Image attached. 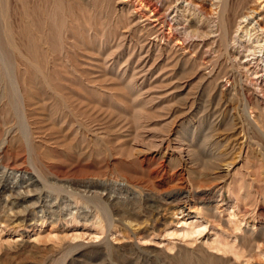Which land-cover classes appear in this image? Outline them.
Here are the masks:
<instances>
[{
    "label": "rangeland",
    "instance_id": "rangeland-1",
    "mask_svg": "<svg viewBox=\"0 0 264 264\" xmlns=\"http://www.w3.org/2000/svg\"><path fill=\"white\" fill-rule=\"evenodd\" d=\"M118 1L0 0V264H264V2Z\"/></svg>",
    "mask_w": 264,
    "mask_h": 264
},
{
    "label": "bare ground",
    "instance_id": "bare-ground-1",
    "mask_svg": "<svg viewBox=\"0 0 264 264\" xmlns=\"http://www.w3.org/2000/svg\"><path fill=\"white\" fill-rule=\"evenodd\" d=\"M161 1V0H160ZM220 4L218 6V10H219V16L217 21L213 24H215L216 26V29L218 32H221L222 29H224V21H225V13L229 12L227 11L226 12V7L224 4H222V2H224L223 0L220 1V0H217ZM258 4H260L261 2L263 3L264 0H257L256 1ZM157 3V2H156ZM156 3H154L152 0H119L118 1V4L117 5H120V6H124V7H127L130 11H131V15H130V19H131V22L134 23L135 25H139L143 30V32H146L147 36L149 37V39L147 40V45L149 46L148 48H151L152 46L156 45V44H165L166 46L169 45L171 47L172 50L174 51H182L183 53H186L187 52V48L184 47V42H182L179 37L175 36L173 33H172V29L174 28H171V25L168 23L167 21V18H166V14L167 12L172 8L169 3L167 1H164V2H161L160 5H156ZM228 3V2H227ZM175 5V4H174ZM229 6V5H228ZM262 6V5H261ZM117 7V6H116ZM264 7V5L262 6ZM123 9V8H122ZM126 10V9H124ZM228 15V14H227ZM228 17V16H227ZM247 17L245 16V19ZM187 19V18H186ZM242 19V18H241ZM184 20H185V17H184ZM216 20V19H215ZM214 20V21H215ZM199 24V22H198ZM202 24V23H201ZM226 24V23H225ZM197 25V24H196ZM195 25V26H196ZM176 26V25H175ZM199 28V26H197ZM226 27V26H225ZM131 29V27H130ZM176 29V28H175ZM197 29V28H196ZM126 30V29H125ZM123 30V31H125ZM200 30V28H199ZM227 30V29H225ZM224 30V32L226 33V31ZM121 31V32H123ZM198 32V29L196 30ZM223 31V30H222ZM120 32V33H121ZM132 32V31H131ZM201 32V31H199ZM213 32V31H212ZM223 32V33H224ZM228 32V31H227ZM204 33V32H203ZM138 34V33H137ZM197 34V33H196ZM215 34V33H214ZM219 34H222V33H219ZM132 35V34H130ZM205 35V33H204ZM207 35V34H206ZM209 35V34H208ZM218 35V34H217ZM125 36V35H124ZM186 37V36H185ZM201 37V36H199ZM145 38V37H144ZM126 39V38H125ZM8 40V39H7ZM139 40V39H138ZM143 40V39H142ZM129 41V40H128ZM137 41V40H136ZM185 41V40H184ZM143 42V41H142ZM141 42V43H142ZM190 44V43H188ZM141 45V44H140ZM193 45V43H192ZM145 46V45H144ZM157 46V45H156ZM200 46V45H199ZM161 47V46H160ZM140 49V48H139ZM164 49V48H163ZM141 50V49H140ZM139 50V51H140ZM148 50V49H146ZM168 50V49H167ZM198 50V49H197ZM196 50V51H197ZM208 50V49H207ZM169 51V50H168ZM167 51V52H168ZM147 52V51H146ZM153 52V51H152ZM155 52V51H154ZM178 52V53H180ZM204 52V51H203ZM201 54V53H200ZM161 55V54H160ZM171 55V54H170ZM173 55V54H172ZM175 55V54H174ZM181 55V54H180ZM190 55V54H189ZM204 55V54H203ZM222 55V54H221ZM179 56V55H177ZM149 57V56H148ZM202 57V56H201ZM183 58V57H182ZM221 58V57H220ZM149 59V58H148ZM170 59V57H169ZM185 59H188V58H185ZM184 59V60H185ZM193 59V58H192ZM204 58H202L203 60ZM158 60V59H157ZM180 60V59H179ZM199 60V59H198ZM146 61V60H145ZM171 61V60H170ZM177 61V60H176ZM189 61V60H188ZM193 61V60H191ZM157 62V61H156ZM155 62V63H156ZM187 62V61H186ZM154 63V65H155ZM168 63V62H167ZM176 63V62H175ZM180 63V62H179ZM188 63V62H187ZM190 63V62H189ZM207 63V62H206ZM218 63V61L216 62ZM160 64V63H159ZM162 64H164V62H162ZM177 64V63H176ZM182 64V62H181ZM208 64V63H207ZM210 64V62H209ZM146 65V64H145ZM171 65V63H170ZM201 65V64H200ZM212 62H211V66H212ZM219 65V64H218ZM162 66V65H161ZM172 66V65H171ZM214 66H216V64L214 63ZM168 67V66H167ZM174 67V66H173ZM207 67V65L205 66ZM171 68V67H169ZM204 68V67H203ZM232 68V67H231ZM168 69V68H167ZM173 70V68H171ZM147 70V69H146ZM201 70V69H200ZM206 70V69H204ZM219 70V69H218ZM209 71V70H208ZM215 74L217 73L216 71L217 70H212ZM170 72V71H169ZM173 72V71H171ZM211 72V73H213ZM208 73V72H207ZM206 73V74H207ZM210 73V74H211ZM205 74V75H206ZM214 74V75H215ZM173 75V74H172ZM204 75V76H205ZM209 75V74H208ZM207 76V75H206ZM219 76V75H218ZM227 77V76H226ZM229 77V76H228ZM222 80V79H221ZM185 81V80H184ZM211 81V79H210ZM178 82V81H177ZM181 82V81H179ZM178 82V83H179ZM219 82V81H218ZM224 82V81H223ZM176 83V82H175ZM222 83V82H221ZM183 84V82H182ZM219 84V83H218ZM217 84V85H218ZM222 85V84H221ZM186 86H183L182 88H184ZM226 87V86H225ZM224 87V89H225ZM223 89V88H222ZM188 104V103H187ZM190 105V104H189ZM188 105V106H189ZM194 106V105H193ZM184 108V107H182ZM186 108V107H185ZM191 110V109H190ZM197 111V110H196ZM193 113V112H192ZM188 114V113H187ZM195 114V113H194ZM252 116V115H251ZM188 117V116H187ZM236 129V128H235ZM242 133V132H241ZM236 136V135H235ZM243 136V135H242ZM243 137H241V134L239 137L236 138V143H235V140L233 143L237 144L238 146L240 144H242L243 142L241 141ZM169 139V138H167ZM176 139V138H175ZM177 140V139H176ZM163 141V140H161ZM165 141V140H164ZM170 141V140H169ZM175 141V140H174ZM178 142V141H177ZM161 144V143H160ZM167 144H168V141H167ZM166 144V145H167ZM170 144V142H169ZM244 144V143H243ZM142 145V144H141ZM162 145V144H161ZM160 145V146H161ZM232 146V145H231ZM178 147V145L176 146ZM181 147V146H180ZM179 147V148H180ZM234 147V146H233ZM237 147V146H236ZM155 148V147H154ZM167 148V147H166ZM235 148V147H234ZM140 149V148H139ZM144 149V148H143ZM145 150V149H144ZM156 150V149H155ZM177 150V149H176ZM140 152H142V150H139ZM148 152V150H146ZM1 152V151H0ZM144 152V151H143ZM4 153V152H3ZM241 155V154H240ZM238 156V155H236ZM235 160V159H234ZM238 160V158H237ZM237 160L235 161L237 163ZM241 163V162H240ZM232 164H228V163H225L223 168H220L221 169V172L225 173L226 176H227V173L228 171L230 170ZM220 172V171H219ZM230 172V171H229ZM222 173V175H223ZM219 175V174H218ZM225 177V176H223ZM220 178V177H219ZM222 178V176H221ZM182 200V199H181ZM184 202V201H183ZM180 204V202H179ZM179 204L175 206V208H179ZM8 214V213H7ZM10 215H12L10 213Z\"/></svg>",
    "mask_w": 264,
    "mask_h": 264
}]
</instances>
